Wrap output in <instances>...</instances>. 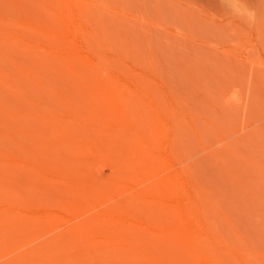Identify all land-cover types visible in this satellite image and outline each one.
Instances as JSON below:
<instances>
[{
	"label": "bare ground",
	"instance_id": "1",
	"mask_svg": "<svg viewBox=\"0 0 264 264\" xmlns=\"http://www.w3.org/2000/svg\"><path fill=\"white\" fill-rule=\"evenodd\" d=\"M20 1H2L12 10L5 17L0 8V240L115 246L133 264L252 263L222 239L178 162L179 110L147 86L130 54L132 65L118 53L116 62L87 55L108 39L93 28L107 3ZM32 1L50 9L48 28L32 19Z\"/></svg>",
	"mask_w": 264,
	"mask_h": 264
},
{
	"label": "rangeland",
	"instance_id": "2",
	"mask_svg": "<svg viewBox=\"0 0 264 264\" xmlns=\"http://www.w3.org/2000/svg\"><path fill=\"white\" fill-rule=\"evenodd\" d=\"M2 1V17L12 14ZM27 1L21 0L20 4ZM102 1L103 7L107 3L109 8L99 6L102 11L97 7V12L102 11L98 18L101 20L95 21L98 24L94 22L93 28L101 36L107 32L108 39L93 46L96 54H85L93 60L100 55L115 61L114 57L120 56L124 64L132 62L135 70L148 80L147 86L154 92L160 90L157 96L169 99L181 111L172 117L176 120L173 119V133L179 136L177 143L182 137L179 143L183 147L178 143V164L189 171L201 190L207 215L214 218L210 216L222 239L237 250L243 246L239 251L251 256L249 264H264V0H247L248 6L257 12L252 26L229 17L220 0ZM34 2H30L28 12L34 22L48 28L45 22L50 14L46 12L50 13V9L46 11L40 2ZM60 10L67 13L65 8ZM60 10L54 14L63 15ZM59 25L50 29L62 32ZM35 36L45 43L44 32ZM117 53L119 56H114ZM129 54L131 62L125 56ZM121 62L117 64L122 65ZM64 78V84L73 85ZM143 156L139 155L145 162ZM101 170L106 174L108 168ZM211 201L220 213L211 209ZM44 240L1 239L0 264L134 261L133 254L120 247Z\"/></svg>",
	"mask_w": 264,
	"mask_h": 264
},
{
	"label": "clouds",
	"instance_id": "3",
	"mask_svg": "<svg viewBox=\"0 0 264 264\" xmlns=\"http://www.w3.org/2000/svg\"><path fill=\"white\" fill-rule=\"evenodd\" d=\"M227 15L235 21L252 26L257 21V12L250 8L247 0H220Z\"/></svg>",
	"mask_w": 264,
	"mask_h": 264
}]
</instances>
